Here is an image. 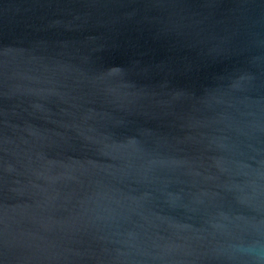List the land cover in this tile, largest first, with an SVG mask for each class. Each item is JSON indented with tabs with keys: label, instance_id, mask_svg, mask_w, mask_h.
<instances>
[{
	"label": "water",
	"instance_id": "95a60500",
	"mask_svg": "<svg viewBox=\"0 0 264 264\" xmlns=\"http://www.w3.org/2000/svg\"><path fill=\"white\" fill-rule=\"evenodd\" d=\"M0 264H264V0H0Z\"/></svg>",
	"mask_w": 264,
	"mask_h": 264
}]
</instances>
